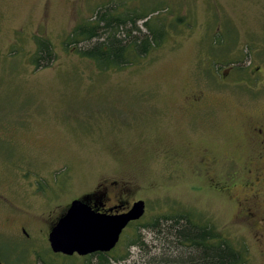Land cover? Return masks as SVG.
I'll list each match as a JSON object with an SVG mask.
<instances>
[{
	"label": "rangeland",
	"instance_id": "obj_1",
	"mask_svg": "<svg viewBox=\"0 0 264 264\" xmlns=\"http://www.w3.org/2000/svg\"><path fill=\"white\" fill-rule=\"evenodd\" d=\"M107 3L174 27L140 63L100 70L63 40ZM39 34L57 53L42 68ZM91 196L146 201L106 264L160 254L145 225L184 209L264 264V0H0L1 261L98 264L49 240Z\"/></svg>",
	"mask_w": 264,
	"mask_h": 264
},
{
	"label": "trees",
	"instance_id": "obj_2",
	"mask_svg": "<svg viewBox=\"0 0 264 264\" xmlns=\"http://www.w3.org/2000/svg\"><path fill=\"white\" fill-rule=\"evenodd\" d=\"M122 7L111 3L98 5L94 16L80 21L64 38V46L73 47L81 56L94 60L100 70L123 69L140 63L165 42L170 35L169 28L174 26L165 18L153 19L149 12H139L137 6L123 10ZM185 18L180 15L178 21L183 23ZM139 20H143L144 27L138 24ZM36 45L31 54L32 64L36 68L51 65L57 56L52 41L39 34ZM234 64L243 68L242 64ZM139 219L131 221L127 227ZM145 226H150L160 241L161 252L150 258L144 252V264H244L247 260L241 248L217 231L213 224L198 219L190 209L163 215ZM130 244H144L139 231ZM116 246L109 251H96L99 252L98 264L108 263V255Z\"/></svg>",
	"mask_w": 264,
	"mask_h": 264
},
{
	"label": "water",
	"instance_id": "obj_3",
	"mask_svg": "<svg viewBox=\"0 0 264 264\" xmlns=\"http://www.w3.org/2000/svg\"><path fill=\"white\" fill-rule=\"evenodd\" d=\"M145 211L144 199L135 201L128 211L115 214L96 210L82 198L73 199L49 233L52 249L66 254L109 251L120 240L124 228ZM69 218L75 226L62 227ZM0 264H4L1 259Z\"/></svg>",
	"mask_w": 264,
	"mask_h": 264
},
{
	"label": "flooded vegetation",
	"instance_id": "obj_4",
	"mask_svg": "<svg viewBox=\"0 0 264 264\" xmlns=\"http://www.w3.org/2000/svg\"><path fill=\"white\" fill-rule=\"evenodd\" d=\"M80 198H82V199H84L86 202H88L89 204H91L92 205V207L94 208V209H96V210H99V211H101V212H106V213H121V212H125V211H128L130 208H131V206H129V207H126L125 205H123V204H121V203H113V204H110V205H107V204H105L104 203V201L103 200H101V199H97L96 197H94V196H91L90 198H86V197H80ZM70 204H71V202H70ZM70 205H68V207H69ZM68 207H67V209H68ZM67 209H66V211H67ZM66 211H63L62 212V215L66 212ZM61 215V216H62ZM61 216H59L58 217V219L61 217ZM58 219L56 220V222L58 221ZM55 222V223H56ZM130 224V223H129ZM128 224V225H129ZM127 225V226H128ZM54 226V225H53ZM52 226V227H53ZM126 226V227H127ZM125 227V228H126ZM124 228V229H125ZM52 229V228H51ZM124 231V230H123ZM123 233V232H122ZM122 233H121V236H120V239H121V237H122ZM120 241V240H119ZM60 253H63V252H60ZM76 253V252H75ZM78 253V252H77ZM93 253H96V252H93ZM79 254V253H78ZM89 254V253H88ZM91 254V253H90ZM82 255V254H81ZM83 255H87V254H83ZM6 264V263H5Z\"/></svg>",
	"mask_w": 264,
	"mask_h": 264
},
{
	"label": "snow or ice",
	"instance_id": "obj_5",
	"mask_svg": "<svg viewBox=\"0 0 264 264\" xmlns=\"http://www.w3.org/2000/svg\"><path fill=\"white\" fill-rule=\"evenodd\" d=\"M74 221L69 218L64 225H62V227H65V228H68V229H71L72 227H74Z\"/></svg>",
	"mask_w": 264,
	"mask_h": 264
}]
</instances>
